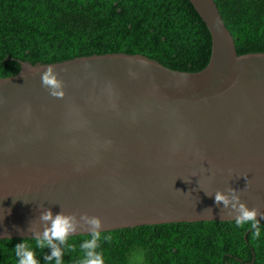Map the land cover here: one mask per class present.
Segmentation results:
<instances>
[{
  "label": "water",
  "instance_id": "1",
  "mask_svg": "<svg viewBox=\"0 0 264 264\" xmlns=\"http://www.w3.org/2000/svg\"><path fill=\"white\" fill-rule=\"evenodd\" d=\"M189 1L207 28L173 42L0 59V236H31L46 208L98 215L102 231L234 220L206 194L229 186L264 214V46L215 0ZM49 65L63 98L41 85Z\"/></svg>",
  "mask_w": 264,
  "mask_h": 264
},
{
  "label": "trees",
  "instance_id": "2",
  "mask_svg": "<svg viewBox=\"0 0 264 264\" xmlns=\"http://www.w3.org/2000/svg\"><path fill=\"white\" fill-rule=\"evenodd\" d=\"M230 32L264 46V0H215ZM206 27L189 0H0V59L58 61L144 49ZM253 238L234 220L178 221L102 231L105 264H264V220ZM111 236V240L104 239ZM90 233L68 239L63 264H78ZM32 236H0V264H17L14 248ZM40 264H55L36 248Z\"/></svg>",
  "mask_w": 264,
  "mask_h": 264
},
{
  "label": "clouds",
  "instance_id": "3",
  "mask_svg": "<svg viewBox=\"0 0 264 264\" xmlns=\"http://www.w3.org/2000/svg\"><path fill=\"white\" fill-rule=\"evenodd\" d=\"M41 85L49 91L52 97L63 98L65 96V83L53 65H49L42 72ZM248 187L250 185L247 182L245 188ZM177 191L182 192L179 189ZM206 194L214 195L215 204L222 206L221 214L224 210H228V216L234 219L237 227L250 225L253 238L260 237L258 216L264 219V214L260 213L259 206L249 207L247 202L242 200V189L238 190L229 186L227 191L217 190L214 194ZM102 226L103 220L98 215H90L87 212L78 215L75 212L66 213L62 209L60 213L54 215L51 208H46L40 213L39 223L30 222L28 228V232H31L34 238L35 247L25 240L15 245L17 264H40L36 248L50 249L44 259L49 262L55 261V264H63L64 249L61 246L64 245L69 250L75 251L74 246L68 243V239L82 227L84 231L90 233V238L85 239L79 245L81 259L78 264H105L103 253L99 251ZM104 239L111 240L112 237L109 235Z\"/></svg>",
  "mask_w": 264,
  "mask_h": 264
}]
</instances>
